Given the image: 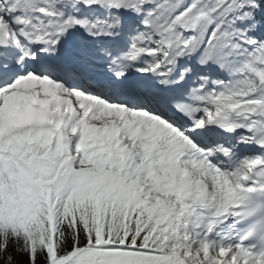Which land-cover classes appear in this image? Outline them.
Listing matches in <instances>:
<instances>
[{
    "label": "snow or ice",
    "instance_id": "obj_1",
    "mask_svg": "<svg viewBox=\"0 0 264 264\" xmlns=\"http://www.w3.org/2000/svg\"><path fill=\"white\" fill-rule=\"evenodd\" d=\"M0 264H264V0H0Z\"/></svg>",
    "mask_w": 264,
    "mask_h": 264
}]
</instances>
